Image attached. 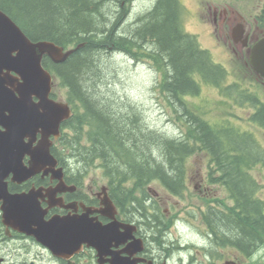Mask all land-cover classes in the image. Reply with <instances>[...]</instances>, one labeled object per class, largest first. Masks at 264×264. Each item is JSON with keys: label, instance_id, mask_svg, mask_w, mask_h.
<instances>
[{"label": "trees", "instance_id": "trees-1", "mask_svg": "<svg viewBox=\"0 0 264 264\" xmlns=\"http://www.w3.org/2000/svg\"><path fill=\"white\" fill-rule=\"evenodd\" d=\"M123 1L130 2L117 0L116 10L110 0H0V10L32 41H50L66 50L84 44L64 63L44 60L74 111L63 126L59 159L72 157L89 163L90 170L101 169L123 210L142 213L160 245L159 235L168 234L174 221L163 224L161 207L149 214L145 204L149 185L158 182L172 196L185 199L188 160L207 155L209 184L223 188L228 199L199 196L205 205L200 219L210 240L205 252L210 259L199 264H218L226 248L252 257L264 247V194H260L264 186L252 175L257 165L264 172V146L234 120L213 114L216 106L223 105L225 115L232 116L229 104H248L253 109L248 121L264 128V105L250 90L252 81L241 76L244 69L229 71L200 47L186 32L183 8L176 0H161L133 27L122 30L120 24L128 14ZM115 53L134 62L145 60L161 75L156 89L181 129L179 137L146 127L141 113L128 102L98 93L96 84L105 78L101 60ZM231 77L234 82L228 84ZM206 86L218 88L224 99L214 103L203 97Z\"/></svg>", "mask_w": 264, "mask_h": 264}, {"label": "flooded vegetation", "instance_id": "flooded-vegetation-1", "mask_svg": "<svg viewBox=\"0 0 264 264\" xmlns=\"http://www.w3.org/2000/svg\"><path fill=\"white\" fill-rule=\"evenodd\" d=\"M154 1L155 6L161 2V0ZM176 2L184 8L185 3L183 0H176ZM194 5L196 17L200 24L206 27L213 41L221 48L220 50L217 49L218 58H221V54L228 55L234 65L243 64L244 67H238V69L232 71L244 69L246 74L241 76L251 80L252 84L257 83L256 85L264 89V76L257 72L253 65L255 51L259 46L260 64L264 65V0H195ZM261 44L263 45L261 46ZM207 51L211 56L213 55L209 50ZM46 58L50 59L47 56L44 57L43 64ZM52 63L55 64L53 61ZM225 68L228 70L227 67ZM12 74L16 76L15 73ZM55 83L58 84L54 77ZM54 84L50 98L67 103L74 115V111L66 98V101L56 98L53 93ZM252 92L257 95L258 102L264 105L261 94ZM34 102L39 101L35 98ZM6 114L9 115L8 112ZM70 119L61 123V136L59 138L54 135L50 136L52 141L51 154L58 162L56 167L49 163L45 170L23 180L21 169L23 168L26 171L31 166V158L28 155H24V157L20 155L22 158L19 164L22 167L20 166L19 171L10 170L5 179L10 195H27L31 192H37V197L31 202V208L39 221L30 226L26 232H23L10 225L9 222L8 224L5 223L1 210L2 203L0 202V264H101L97 251L87 244H83L79 252L71 254L64 251L58 252L59 250L54 252L39 240L47 241V236L43 235L40 230L45 224L64 218H85L87 215L103 225L118 221L136 227L133 231V242L136 240L142 241V247L132 257V263L171 264L172 254L169 252L170 245L166 239L169 233L159 235L162 241L159 245L156 242L155 235L152 234V229L149 227L148 219L140 212H130L129 209L123 210L121 204L114 198L107 178L104 179L103 184L99 185L91 181V170L88 164L75 161L72 157L64 160L59 159L60 141L65 133L63 126ZM5 132L6 128L1 125L0 134ZM41 138L42 134L39 132L34 145ZM26 142L27 139L24 138V143L26 144ZM193 186L194 190L202 196L213 194L208 176L207 178L202 177L200 182L194 183ZM105 188L106 192H103ZM148 190L150 196L146 199L145 204L149 208V214L153 216L154 209L161 207L165 215L163 224L166 225L177 212L176 206H171L170 199L163 197L157 190L150 187H148ZM107 197L110 198L114 208H110L105 203ZM131 242L132 240L113 247L111 251H123ZM126 255L122 253V256ZM192 258L188 263L182 262L181 264H199L200 261L197 258L195 262V259L192 260ZM248 258L247 255L240 257L237 254L233 258L227 259L225 264L229 262H232V264H246ZM104 259V264H110L113 260L111 255L106 256Z\"/></svg>", "mask_w": 264, "mask_h": 264}, {"label": "water", "instance_id": "water-1", "mask_svg": "<svg viewBox=\"0 0 264 264\" xmlns=\"http://www.w3.org/2000/svg\"><path fill=\"white\" fill-rule=\"evenodd\" d=\"M83 45L65 50L50 41L33 42L10 16L0 10V127L6 128V132L0 134V202L5 223L9 222L23 232L39 221L31 208L37 192L10 195L5 179L10 170H20L19 163L24 155L31 158V166L26 171L21 169L23 180L45 170L49 163L56 167L58 162L51 154L50 136L59 138L61 123L73 115L67 103L50 98L54 77L44 67L43 59L47 56L55 64L64 63ZM259 51L260 46L255 51L253 65L264 76ZM35 98L39 102L35 103ZM39 132L42 138L34 145ZM24 138L27 139L26 144ZM105 203L114 208L109 197ZM135 229V226L118 221L103 225L87 215L85 218H64L45 224L40 230L47 236V241L39 240L54 252L59 250L71 254L79 252L83 244H87L97 251L101 264L105 263L104 258L108 255L113 259L110 264H134L131 259L142 247V241L133 242ZM131 240L123 251H111L113 247ZM122 253L127 255L122 256Z\"/></svg>", "mask_w": 264, "mask_h": 264}, {"label": "rangeland", "instance_id": "rangeland-1", "mask_svg": "<svg viewBox=\"0 0 264 264\" xmlns=\"http://www.w3.org/2000/svg\"><path fill=\"white\" fill-rule=\"evenodd\" d=\"M110 1V4L118 10L119 4H117V0ZM115 2L116 4H114ZM183 2L185 6L182 9V14L186 32L196 37L201 48L209 50L213 54L212 59L216 63L227 67L230 71L238 69L228 55L225 56L221 54V58H218L217 49L220 50L221 48L213 41L206 27H203L197 19L194 5L195 0H183ZM121 3L123 6V2ZM124 5H128V14L125 20L120 24L122 30L133 27L140 17L153 9L155 1L130 0V2H124ZM101 61L104 65L103 72H105V78L102 82H99V86L96 84V89L99 94H103L105 98L113 99V97H115L118 102H120V100L128 102L129 105H132L141 113L146 127L157 130L170 138H177L180 136L181 129L173 121L174 116L172 111L164 104L156 89V84L160 80L161 75H158L157 71L152 68L150 63L134 62V60L124 53L104 55ZM233 82L234 79L231 77L228 84ZM250 84H252V82ZM256 84L257 83H253L248 87L254 92H259L264 99V89ZM53 93L56 95L57 99L66 101V91L57 83L54 84ZM202 96L207 98L210 97L211 100H214V103H218L224 99L221 91L212 86L204 87ZM232 104V106L230 104L228 105L227 110L232 116L225 115L223 108H226L223 105L220 107L216 106L213 114L218 117H226L234 120L233 122L236 123L237 127L251 132L258 142H261L264 146V128L248 121L253 113V109L248 107V104L245 105V107L240 104L236 106L235 102ZM209 165V158L203 153L196 154L189 158L186 172L189 193L185 199L172 196L171 193L162 188L158 182L149 185L151 189L157 190L163 197L170 199L171 206L174 205L177 209L174 217L170 219L174 221L173 228L166 236L170 248L174 249L171 252V264L188 263L192 257L195 258L194 262L196 258L198 261L204 263H208V259H210L207 258L205 254L206 248H210V240L206 233V227L200 219V212L205 208V205L199 198V196L206 197L207 195L202 196L198 194L193 186L194 183H199L202 177L205 176L207 178ZM262 173L264 172L261 171L259 165L252 171V175L264 186V175ZM90 179L101 185L106 177H104L101 169H96L94 167V169L91 170ZM211 187L213 188V194L208 196H214L223 200L228 199L227 192L224 191L223 188L220 186ZM260 192V194H264V189ZM228 203L231 204V200L228 201ZM176 214H178L179 218L175 217ZM177 246L180 247V249H178ZM223 253L225 257L217 260L216 263L225 264L227 259H231L237 255V253L230 251L228 248H226ZM246 264H264V247L257 249L252 257L249 256Z\"/></svg>", "mask_w": 264, "mask_h": 264}, {"label": "bare ground", "instance_id": "bare-ground-1", "mask_svg": "<svg viewBox=\"0 0 264 264\" xmlns=\"http://www.w3.org/2000/svg\"><path fill=\"white\" fill-rule=\"evenodd\" d=\"M67 61V60H66ZM88 165H89V163H88ZM154 219V218H153ZM160 222V221H159ZM161 227V226H160ZM160 240H158V242H159ZM162 242V241H161ZM167 244V243H166Z\"/></svg>", "mask_w": 264, "mask_h": 264}]
</instances>
